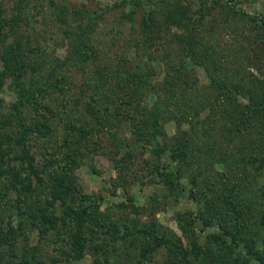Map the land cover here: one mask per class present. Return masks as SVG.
Returning <instances> with one entry per match:
<instances>
[{
    "label": "rangeland",
    "instance_id": "374dc122",
    "mask_svg": "<svg viewBox=\"0 0 264 264\" xmlns=\"http://www.w3.org/2000/svg\"><path fill=\"white\" fill-rule=\"evenodd\" d=\"M15 1L0 0L2 6L0 16L13 14ZM119 1L54 0L58 5L64 4L69 10L80 9L94 2L114 7ZM143 2L150 4L148 0ZM26 6L25 17L28 16V21L33 27H29L33 31L27 37L29 41L33 38L34 42L30 44L34 48L31 49L40 50L37 53L31 52L39 61L45 63L42 67L47 71L50 64L55 65L56 58L64 62L68 57L69 41L64 39V32L70 28L53 21L49 13L50 0H30ZM158 9L160 36L163 37V41L156 40L150 44L153 52L152 55L148 53L143 63L144 67L151 66L155 71L165 75L174 65L184 63L190 72L186 73L187 77L169 82L172 88L185 87L188 83L207 88L210 83L205 82L206 73L195 66L194 59L185 51L186 45L192 43L197 46L198 52L212 55L211 66L217 64L222 70L230 68L228 65L235 68L236 76L233 75L231 81L238 83L237 100L240 103L249 104L255 101L260 106L264 103V30L261 27L258 33H254L253 30V24L264 19V0H166ZM169 10L177 13L172 20L170 17L166 18ZM131 12L132 6L128 5L105 14L96 29L88 34L86 43L98 52L97 59L93 60V68L88 64L80 70L69 62L61 71L69 77L71 90L78 99L81 98V104L92 102L96 97V105L105 120V131L118 135L130 143L134 135L129 128L122 126L124 114L119 112L117 109L119 105L115 106V99L112 97V94L117 93V82L115 80L112 82L111 88L114 89L112 92L109 88L107 92L102 89L96 94L94 87L99 84V80L97 81L94 72L91 71L105 62L111 60L116 62L117 51L122 52L133 37V32L139 30L138 21L142 20L141 16L129 21L127 16ZM177 18L181 19L180 24L175 20ZM70 27L71 30H76L78 25ZM29 28L24 26L22 29L26 33ZM4 50L5 47L0 44V56ZM129 67L127 66L128 69ZM237 73L240 75L237 76ZM88 82L90 83L87 85L90 87L82 94L83 97H80L81 87ZM10 84L11 79L0 93L2 140L13 135L12 130L6 131L1 127V121L9 115L11 117L13 103L17 101V94L8 88ZM65 98L62 95L52 96L45 101L47 107L52 105L53 108H57V117L51 121L53 132L49 135V142L40 137L30 139L37 158V166L41 170L50 171V168L56 169L61 164L65 165L62 155H57L52 145L55 141L65 138L66 134L72 133V130L68 132V126L95 129V122L86 114L85 106H70L65 111L60 108L61 101ZM195 98L199 107L206 104L205 93L202 90ZM155 101L156 96L152 95L149 104L152 105ZM228 112L215 109L208 111L201 118L199 124L203 128L200 125L198 126L200 130L193 133L192 153L183 165L185 172L183 184L187 190L181 196L171 194L168 188L155 178L152 169L142 162L141 157L133 155L135 164L127 162V172L122 174L115 161L110 158L111 155H105L112 150L106 134H92L83 139L81 133H72L71 146L65 147L62 154L63 156L67 153L74 154L77 160L83 158L85 164L77 169H67L63 173L77 184L82 193L99 201V208L89 212L91 227L94 230L88 232L85 257L79 262H70L60 250L66 243L61 242L63 237L57 240V236L51 234L48 238L39 239L35 228L30 226L28 232L32 240L31 245L36 244L37 240H42L40 242L42 249L41 256H38L35 262L32 263L29 259L25 261L26 264L39 262L49 264L53 257L60 259L59 264H164L169 260L167 252L161 249L143 255V251L151 245L137 234L139 229H151L156 223L159 224L161 232H166L173 240L182 241L186 247H191L192 242L199 239V244L204 247V253L201 257L202 262L195 260L194 264H261L251 254L259 251L264 255V201L261 198L264 191V169L257 168L259 163L252 165L246 160L251 156L264 157V110L260 107L253 112L245 128L238 129L234 126L235 122L238 125L235 109H228ZM37 120L46 124L44 117L40 118V114ZM226 124L233 125L232 133L223 127ZM165 130L170 139L177 134L174 119L165 124ZM11 144L13 153L7 156V159L20 157L21 151L15 144V138L9 145ZM124 153L126 152L123 150L121 156ZM116 157L118 158V153ZM48 160L53 163L47 162ZM16 163L21 169L20 162L14 160L12 165ZM195 182L197 186L193 184ZM235 188L234 198L242 211L245 223L249 225V230L244 233L242 239L247 237L250 240L248 247L246 242L240 239L241 246L238 249L222 251L217 249L219 245L214 240V236L221 232L218 222H215L214 227L205 229L200 217L202 215L210 217L212 214L224 219L225 222L222 223L230 227L231 214L226 215L219 198H224L226 193ZM43 191L47 193L46 188ZM214 207L218 210H213ZM90 208L91 206H87V210ZM10 214L14 215L13 220L16 224L19 221L17 212ZM10 214L8 213L9 216ZM24 219L27 221L26 216ZM182 219L194 220L197 230L188 231L189 229L185 228L186 220ZM98 226L99 228L95 229ZM182 227L187 230H182ZM22 244L23 242L21 246ZM101 247L104 249L101 250ZM218 250L220 255L214 260ZM248 251L251 254H247ZM1 252L5 254L6 264H14L17 258L18 264L22 255L20 247L12 249L3 246ZM100 256L101 261L98 260Z\"/></svg>",
    "mask_w": 264,
    "mask_h": 264
},
{
    "label": "trees",
    "instance_id": "16d2710c",
    "mask_svg": "<svg viewBox=\"0 0 264 264\" xmlns=\"http://www.w3.org/2000/svg\"><path fill=\"white\" fill-rule=\"evenodd\" d=\"M29 2L30 0H16L13 14L0 16V44L5 47L0 56V93L7 86V81L11 79L12 84L8 85V88L17 94L11 117L9 115L1 121V127L6 131L12 130L13 135L6 140H2L0 135V264H6L5 254L1 252L3 246L12 249L20 247L22 255L19 257L18 264H26L25 261L29 259L33 263L38 256H41L40 242L42 240H37L36 244L31 245L32 240L28 232L30 226L35 228L39 239L48 238L51 234H55L57 240L63 237L61 242L66 243L61 244V252L70 262H79L86 254L88 232L94 230L91 227L89 212L99 208V201L82 193L77 184L63 173L67 169H77L85 164L83 158L77 160L74 154L67 153L66 156L62 154L65 147L71 146L72 133H81L83 139L92 134H106L112 150L105 155H111L110 158L115 161L122 174L127 172L128 163L135 164L134 158L141 157L142 162L152 169L155 178L161 181L171 194L181 196L187 190L183 184L185 176L183 165L192 153L193 133L200 130L198 126L201 125L199 123L204 114L215 109L229 113L228 109L234 108L238 115L235 118L238 125L235 122L234 126L237 129L245 128L253 112L260 107L264 110V103H261V106L255 101L246 103L247 105L240 103L237 100L238 83L231 81L232 76H236L235 68L228 65L230 68L222 70L217 64L211 66L212 55L198 52L197 46L192 43L186 45L185 51L194 59L195 66L206 73L205 82L210 83L209 87L188 83L185 87L172 88L169 82L187 77L186 73L190 72L184 63L174 65L165 75L155 71L151 66L144 67L143 63L148 53L152 55L153 52L150 44L156 40L163 41V37L160 36L161 25L157 11L166 0H148L149 5L143 0H120L114 7H106L94 2L80 9L70 10L64 4L58 5L54 0H50L49 13L53 21L70 28L64 32V39L69 41V51L64 62L56 58L55 65L50 64L45 71L42 67L45 63L32 54L40 50H32L31 47L34 48V46L30 43L33 44V38L29 41L27 37L33 31L28 16L25 17L26 4ZM128 5L132 6V12L127 16L129 21H134L141 16L142 20L138 21L139 30L133 32V37L122 52L117 51L116 62L115 60L105 62L101 66L94 67L95 69L91 72H94L97 81L99 80V84L94 87L96 94L102 89L107 92L112 82L114 80L117 82V93L112 94V97L115 99V106L119 105L117 108L119 112L124 114L122 126L129 128L134 135L132 143L125 142L118 135L108 134L104 128V117L96 105V97L92 100L94 103L81 104V98L78 99L71 90L69 77L61 72L69 65V62L80 70L88 64L90 68H93V60L97 59L98 52L86 43L88 34L96 29L105 14ZM1 9L2 6H0ZM176 16V12L169 10L166 18L170 17L172 20ZM175 20L180 24V18ZM74 24L78 27L76 30H71L70 26ZM24 26L31 28L25 33L22 29ZM260 27L264 30V19L253 24L254 33H258ZM40 55L42 57L43 53ZM149 58L151 60L152 57ZM127 66H130L129 69ZM239 75L240 73H237V76ZM89 83L81 87L80 97L87 92ZM113 90L111 88V92ZM200 90L205 93L206 104L203 107L198 106L195 98ZM61 95L66 98L61 101L60 108L65 111L70 106H85L86 114L95 122V129L68 126V132L72 130V133L66 134L65 138L55 141L52 145L55 153L62 155L65 165L61 164L56 169L50 168V171L41 170L37 166V158L30 139L40 137L49 142V135L53 132L51 121L57 117V108H53L52 105L47 107L45 101L49 97ZM152 95L156 96V101L150 105L149 98ZM39 114L40 118L44 117L46 124L37 120ZM30 115L32 117H29ZM172 119L177 124L178 132L170 139L165 130V124ZM232 126V124H226L223 127L232 133L234 131ZM14 138L21 155L14 159H7V156L13 153V144H9ZM5 146L8 147L5 148ZM123 150L126 153L121 156ZM14 160L20 162L21 169L17 163L12 165ZM246 161L252 165L259 163L257 168L264 169V157L251 156ZM47 162L53 163L49 160ZM193 184L197 186L196 182ZM45 188L47 193L43 191ZM235 190L236 188L230 191L231 194L226 193L224 198H219L226 215L231 214L230 227L222 223L224 219L212 214L210 217L203 215L200 217L205 229L214 227L215 222H218L221 232L214 236V240L219 245L217 249L222 251L238 249L241 246L239 240L249 230V225L245 223L242 211L234 198ZM261 198L264 201V191ZM87 206L91 208L87 210ZM214 208L213 210H218L217 207ZM11 212H17L19 221L16 224ZM25 216L27 221L24 219ZM182 220H186L185 228H188V231L197 230L194 220ZM179 222L181 224L180 220ZM98 228L99 226L95 229ZM185 228L182 227V230H187ZM137 234L144 242L151 245L143 251V255L163 249L169 255V260L164 264H194L195 260L202 262L204 247L199 244V239L193 241L191 247H186L182 241L173 240L166 232H161L158 223L151 229H139ZM242 240L248 247L250 239L245 237ZM101 248V250L104 249V247ZM219 250L216 251L217 257L214 256V260L219 257ZM247 254L251 252L248 251ZM251 255H254L259 263L264 264L262 252H254ZM100 258L101 256L98 260ZM17 261L18 258L14 264H17ZM59 262L58 257H53L49 264H59ZM39 264L45 263L39 262Z\"/></svg>",
    "mask_w": 264,
    "mask_h": 264
}]
</instances>
